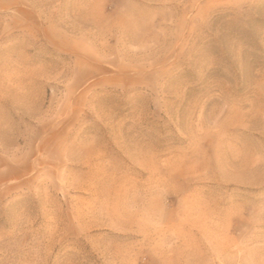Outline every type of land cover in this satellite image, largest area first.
<instances>
[{
  "label": "rangeland",
  "instance_id": "obj_1",
  "mask_svg": "<svg viewBox=\"0 0 264 264\" xmlns=\"http://www.w3.org/2000/svg\"><path fill=\"white\" fill-rule=\"evenodd\" d=\"M0 264H264V0H0Z\"/></svg>",
  "mask_w": 264,
  "mask_h": 264
}]
</instances>
